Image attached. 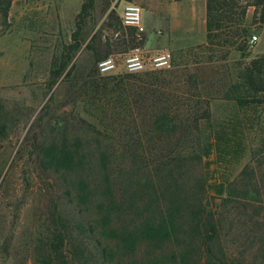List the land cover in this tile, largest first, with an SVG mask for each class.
Segmentation results:
<instances>
[{
	"label": "trees",
	"instance_id": "1",
	"mask_svg": "<svg viewBox=\"0 0 264 264\" xmlns=\"http://www.w3.org/2000/svg\"><path fill=\"white\" fill-rule=\"evenodd\" d=\"M91 2L83 0L80 12ZM250 8L254 12L248 19ZM255 19L264 22V0H205V43L180 50L170 68L108 76L93 68L69 76L70 67L63 73L66 102L80 103L91 123L77 121L93 129L94 137L68 142L64 125L48 121L50 102L25 131L18 152L26 149L42 191V220L28 245L31 264H264V188L220 184L215 211L206 177L197 172L214 146L225 149L232 143L217 135L210 100H230L240 108L261 103L264 53L239 63L234 74L223 70L224 65L209 67L206 74L200 61L192 59L208 52L207 61L214 62L216 53L225 58L232 50L245 51ZM64 67L65 62L52 63V80ZM118 149L148 173L132 180L125 191L128 208L142 215L137 206L142 202L145 214L139 227L131 231L126 226L122 234L110 237L107 223L101 228L102 221L83 212L89 202L109 207L103 199L120 190L111 182L108 162L101 158L96 176L85 162L89 156L113 157ZM151 171L165 181L164 205L160 195L153 200L146 199L145 190L136 193L143 187L157 191ZM95 184L103 190L99 200L91 199ZM117 207L108 214L117 213Z\"/></svg>",
	"mask_w": 264,
	"mask_h": 264
},
{
	"label": "rangeland",
	"instance_id": "2",
	"mask_svg": "<svg viewBox=\"0 0 264 264\" xmlns=\"http://www.w3.org/2000/svg\"><path fill=\"white\" fill-rule=\"evenodd\" d=\"M113 1L118 7L127 1L139 4L142 19L148 18V29L144 23L148 44H163L174 59L180 50L206 41L205 0H92L85 12H80L83 0H0V264H31L28 245L42 220V191L26 149L18 151L26 129L41 107L50 102L53 110L48 121L64 125L63 135L68 142L75 137L82 141L94 137L93 129L87 125L91 120L81 111L80 103L66 102L63 73L70 67L69 76L82 69L90 71L102 55L121 48L119 42L109 39L116 24V17L109 11ZM253 12V8L248 10V19L253 17ZM171 17L175 18L174 26H168ZM250 27L245 51L232 50L225 58L216 53L214 62L207 61L208 52L192 59L200 61L198 65H202L206 74L209 67L215 68V65H224L223 70L234 74L239 63L264 53V22L255 19ZM252 35L257 36L256 43L249 42ZM179 39L184 44L175 45L174 40ZM54 61L57 65L65 62V67L52 80L50 71ZM209 108L217 135L232 141L225 149L214 146L197 169L206 177L208 200L216 211L220 200L214 198L220 184L264 188V96L261 103L243 108L233 101L214 98ZM47 129H43V135ZM101 158L109 163L107 172L112 173L111 182L117 183L116 190L122 195L117 191L112 197L104 198L103 203L109 206L105 208H96L89 202L91 207L83 213L98 223L102 221L101 228L107 223L105 234L108 232L110 237H115L113 235L122 234L126 226L132 231L142 224L144 203L137 204L143 213L137 215L138 210L128 208L130 195L125 191L130 190L127 187L132 180L145 178L148 173L138 170L133 160L118 149L113 157L89 156L86 159L85 166L95 176L99 163L102 165ZM145 158L150 162L148 155ZM245 168L247 173L243 172ZM150 174L157 191L143 187L136 193L145 190L146 199L153 200L160 195L159 202L161 199L164 205L168 200L165 181H158L160 176L154 171ZM90 190L95 194L91 199L103 198L99 184L92 185ZM154 204L149 206L150 211ZM116 205L121 209L108 214L118 210Z\"/></svg>",
	"mask_w": 264,
	"mask_h": 264
},
{
	"label": "built area",
	"instance_id": "3",
	"mask_svg": "<svg viewBox=\"0 0 264 264\" xmlns=\"http://www.w3.org/2000/svg\"><path fill=\"white\" fill-rule=\"evenodd\" d=\"M109 11L116 17L115 28L109 39L119 42L121 48L113 49L95 61L96 74L100 76L135 74L171 67L173 55L168 48L155 51L146 48L142 7L139 4L127 1L118 7L113 1ZM256 41V35L249 39L250 43Z\"/></svg>",
	"mask_w": 264,
	"mask_h": 264
},
{
	"label": "crops",
	"instance_id": "4",
	"mask_svg": "<svg viewBox=\"0 0 264 264\" xmlns=\"http://www.w3.org/2000/svg\"><path fill=\"white\" fill-rule=\"evenodd\" d=\"M147 20H148V18H146V17H144L143 18V23H145V25H146V27H147V29H148V25L146 24V22H147ZM169 20V22H167L168 23V26H171V24H173V26H174V24H175V18L174 17H171V18H169L168 19ZM147 34H148V30H147ZM204 37V36H203ZM202 37V38H203ZM193 40V39H192ZM199 40H201L202 41V39H199ZM184 41H182V40H174V44L175 45H181V44H184L183 43ZM186 42H188V40H186ZM256 43V42H255ZM145 46H146V48L148 49V50H150V51H155V50H158V49H161V48H164V45L162 44V45H152V46H150L149 44H148V41H147V38H146V41H145ZM158 46V47H157ZM259 53H261V52H259Z\"/></svg>",
	"mask_w": 264,
	"mask_h": 264
}]
</instances>
